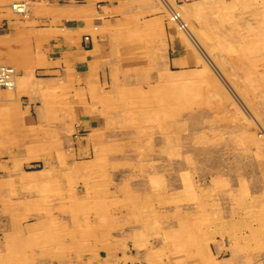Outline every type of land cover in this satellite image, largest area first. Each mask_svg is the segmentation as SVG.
<instances>
[{
  "label": "rangeland",
  "instance_id": "rangeland-1",
  "mask_svg": "<svg viewBox=\"0 0 264 264\" xmlns=\"http://www.w3.org/2000/svg\"><path fill=\"white\" fill-rule=\"evenodd\" d=\"M171 5L158 78L44 84L39 116L30 78L3 94L0 264H264V0Z\"/></svg>",
  "mask_w": 264,
  "mask_h": 264
},
{
  "label": "crops",
  "instance_id": "crops-1",
  "mask_svg": "<svg viewBox=\"0 0 264 264\" xmlns=\"http://www.w3.org/2000/svg\"><path fill=\"white\" fill-rule=\"evenodd\" d=\"M168 1L30 0L24 15L4 16L0 21V61L18 65L20 82L24 76L32 80V88L20 87L13 97L21 95L25 110L42 115L52 99L42 95L44 84L52 86L72 78L74 85L79 82L84 90L90 78H158L157 57L164 73L174 61L182 65L184 53L179 45L173 46L163 7L171 9L173 1L183 4L189 0ZM12 52H23L26 63L13 61ZM24 91L30 93L24 96ZM3 94L9 95L7 90Z\"/></svg>",
  "mask_w": 264,
  "mask_h": 264
},
{
  "label": "bare ground",
  "instance_id": "bare-ground-1",
  "mask_svg": "<svg viewBox=\"0 0 264 264\" xmlns=\"http://www.w3.org/2000/svg\"><path fill=\"white\" fill-rule=\"evenodd\" d=\"M34 1V0H33ZM66 0H64V2H65ZM163 1V0H162ZM168 1V0H167ZM39 2V1H38ZM62 2V1H61ZM72 2V1H71ZM164 2H165V0H164ZM169 2V1H168ZM31 3V2H30ZM166 3V2H165ZM182 3V2H181ZM195 3V2H194ZM1 4V3H0ZM4 4V3H3ZM7 4V3H6ZM167 4V3H166ZM5 5V4H4ZM168 6V5H167ZM10 7V6H9ZM11 7L13 8V9H15V12H17V13H24V12H26L27 10H28V2L26 1V0H22V1H18V2H13L12 4H11ZM44 7V6H43ZM40 8V7H39ZM42 8V7H41ZM41 8L39 9V10H41ZM66 8V7H65ZM50 9V8H49ZM173 9L174 8H172L171 7V9H170V12H171V14L173 15ZM38 10V11H39ZM5 11V10H4ZM42 11V10H41ZM3 12V11H2ZM44 12V11H43ZM46 12V11H45ZM37 13V12H36ZM42 14V13H41ZM50 14H51V12H50ZM24 15V14H23ZM68 15V14H67ZM30 16V15H29ZM6 19H7V17H6ZM6 21V20H5ZM29 21V20H28ZM66 22V21H65ZM43 24V23H42ZM59 24H61V23H59ZM64 24V23H63ZM50 25V24H49ZM59 26V25H58ZM146 26V25H145ZM42 27V26H41ZM13 29V28H12ZM42 29V28H41ZM59 29V28H58ZM5 30V29H4ZM134 30V29H133ZM141 30V29H140ZM155 31V30H154ZM49 32V31H48ZM141 32V31H140ZM151 32V31H150ZM59 33V32H58ZM150 36V35H149ZM151 36H153V35H151ZM11 37H13V36H11ZM31 37V36H30ZM154 38L156 37V36H153ZM150 38V44H153L152 42V40L154 39V38ZM162 37V36H161ZM86 38H87V36H86ZM145 38V37H144ZM144 38H142V39H144ZM141 39V38H140ZM152 39V40H151ZM164 39H166V38H164ZM3 40V39H2ZM5 40V39H4ZM127 40V39H126ZM160 40V39H159ZM156 41H157V37H156ZM166 41V40H165ZM168 41V40H167ZM163 42V41H162ZM5 43V42H4ZM158 43V42H157ZM149 44V43H148ZM147 44V46H149ZM156 44V43H155ZM2 46V45H1ZM133 46V45H132ZM135 46V45H134ZM150 46H152V45H150ZM158 46V45H157ZM170 46H172V45H170ZM169 46V47H170ZM144 47V46H143ZM142 47V48H143ZM25 48V47H24ZM32 48V47H31ZM30 48V49H31ZM139 48V47H138ZM155 48V47H154ZM153 48V49H154ZM29 49V48H28ZM141 49V48H140ZM151 49V48H150ZM171 49V48H170ZM132 50V49H131ZM135 50V49H134ZM172 50V49H171ZM127 51V50H126ZM133 51V50H132ZM167 51H168V49H167ZM50 52H52V51H50ZM57 52V51H56ZM144 52V51H143ZM142 52V53H143ZM28 54V53H27ZM124 54V53H123ZM36 55V54H35ZM53 55V54H52ZM69 55V54H68ZM142 57V56H141ZM165 58H168V57H165ZM27 59V58H26ZM144 59V58H143ZM155 59V58H154ZM73 60V59H72ZM127 60V59H126ZM31 61V60H30ZM121 61V60H120ZM178 61V60H177ZM124 62V61H123ZM134 62V61H133ZM139 62V61H138ZM142 62V64H143V61H141ZM8 63V62H7ZM125 64V63H124ZM129 64V63H128ZM0 65H2V63H0ZM4 65H10V64H4ZM88 65V64H87ZM126 65V64H125ZM130 65V64H129ZM133 65V64H132ZM169 65V64H168ZM10 66H12V65H10ZM131 66V65H130ZM136 66V65H135ZM13 67V66H12ZM150 67V66H149ZM169 67V66H168ZM130 68V67H129ZM38 69V68H37ZM16 71V70H15ZM34 71V70H33ZM126 71V70H125ZM128 71V70H127ZM68 72V71H67ZM161 74V73H160ZM88 76V75H87ZM17 77V75L15 74V78ZM32 79V78H31ZM107 79V78H106ZM140 79V78H139ZM100 81V80H99ZM15 83L16 82H13L12 83V85L8 88V89H12V88H14L15 87ZM102 83V82H101ZM119 84V83H118ZM136 84V83H135ZM48 85V84H47ZM51 85H53V84H51ZM100 85V84H99ZM40 86V85H39ZM45 86V85H44ZM55 86V85H54ZM107 86V85H106ZM109 86V85H108ZM47 87H52V86H47ZM32 88V87H31ZM34 88V87H33ZM41 88V87H40ZM44 88V87H43ZM54 89V88H53ZM101 89V88H100ZM5 90H7V89H4L3 91H5ZM14 90V89H13ZM44 90V89H43ZM2 91V92H3ZM27 91V90H26ZM25 91V92H26ZM56 91V90H55ZM54 91V92H55ZM70 92V91H69ZM76 92H78V91H76ZM14 93V92H13ZM99 93H101V90H100V92ZM46 94V93H45ZM63 93H61V95H62ZM76 94V93H75ZM79 94V93H78ZM43 95V94H42ZM65 95V94H64ZM77 95V94H76ZM40 96V95H39ZM44 96V95H43ZM79 96V95H78ZM88 96V95H87ZM2 97H3V93H1V95H0V100H2ZM29 97V96H28ZM36 98V97H35ZM49 98V97H48ZM74 98V97H73ZM87 98H89V97H87ZM76 99V98H75ZM74 99V100H75ZM11 100V99H10ZM57 100V99H56ZM69 100H71V99H69ZM49 101V100H48ZM51 101V100H50ZM72 101V100H71ZM70 101V102H71ZM11 102H13L12 100H11ZM14 103V102H13ZM27 104V103H26ZM41 104V103H40ZM64 107V106H63ZM74 107V106H73ZM47 108H49V107H47ZM56 108V107H55ZM68 108V107H67ZM83 108V107H82ZM81 108V109H82ZM50 109V108H49ZM48 109V110H49ZM74 109V108H73ZM81 109H79V110H81ZM63 110V109H62ZM5 111V110H4ZM3 111V112H4ZM67 111H68V109H67ZM78 112V111H77ZM24 114V113H23ZM65 114H67V113H65ZM72 114V113H71ZM78 115H79V113H77ZM55 115V114H54ZM36 116V115H35ZM85 118V117H84ZM31 120V119H30ZM82 120V119H81ZM37 121V120H36ZM75 122V121H74ZM72 124V123H71ZM66 125V124H65ZM77 127V126H76ZM98 127V126H97ZM51 129V128H50ZM79 129V128H78ZM93 129V128H92ZM30 130H32V129H30ZM42 130V129H41ZM46 131V130H45ZM83 133V132H82ZM39 134V133H38ZM87 134V133H86ZM37 136V135H36ZM25 138H26V136H25ZM74 138V137H73ZM89 138H91V137H89ZM88 138V139H89ZM7 139H10L9 137L7 138ZM11 139H12V137H11ZM73 140V139H72ZM44 141V140H43ZM12 143H14V142H12ZM46 143V142H45ZM48 143V142H47ZM86 145V144H85ZM84 146V145H83ZM87 146V145H86ZM90 146V145H89ZM86 148V147H85ZM75 154H76V150H75ZM81 154V153H80ZM80 154H78V155H80ZM91 154V153H90ZM89 156V155H88ZM91 157V156H90ZM49 158V157H48ZM47 158V159H48ZM80 159V158H79ZM59 164V163H58ZM48 170V169H47ZM67 172V171H66ZM67 176H68V174H66ZM57 183V182H56ZM58 189V188H57ZM61 190V189H60ZM58 191V190H57ZM128 198V197H127ZM131 199V198H130ZM129 199V200H130ZM132 200V199H131ZM137 204V203H136ZM122 205V204H121ZM124 205V204H123ZM130 205V204H129ZM141 205V204H140ZM92 206V205H91ZM131 206V205H130ZM151 207V206H150ZM152 208V207H151ZM136 209V208H135ZM140 209V208H139ZM137 210V209H136ZM149 210V209H148ZM158 211V210H157ZM160 211V210H159ZM128 212V211H127ZM125 213V212H124ZM251 213H252V211H251ZM127 214V213H126ZM78 215V214H77ZM113 215V214H112ZM146 217V216H145ZM167 216L165 215V218H166ZM152 218V217H151ZM154 218V217H153ZM152 218V219H153ZM168 218V217H167ZM144 219V218H143ZM143 219H142V221H143ZM156 219V218H155ZM187 219H189V217L187 218ZM205 219V218H204ZM247 219V218H246ZM203 220V219H202ZM83 221V220H82ZM152 221V220H151ZM92 224V223H91ZM221 224V223H220ZM220 224H219V226H220ZM225 223H222V225L221 226H223ZM96 225V224H95ZM98 225V224H97ZM119 226H120V224H119ZM148 226H150L149 224H148ZM226 226V225H225ZM224 226V228H226ZM228 227H229V225H227ZM87 227H88V225H87ZM178 227V226H177ZM214 227H215V225H214ZM216 228H217V226H216ZM152 229H154V228H152ZM229 229H232L231 227L229 228ZM145 230V229H144ZM150 230V229H149ZM207 230V229H206ZM213 230H215V229H213ZM76 231V230H75ZM162 231V230H161ZM207 231H209V230H207ZM215 231H217V230H215ZM219 231V230H218ZM65 232V231H64ZM77 232V231H76ZM75 232V233H76ZM169 232V231H168ZM181 232V231H180ZM183 232V231H182ZM159 233H160V231H159ZM196 233V232H195ZM232 233H233V231H232ZM147 234V233H146ZM157 234V233H156ZM163 234V233H162ZM181 234H183V233H181ZM77 235V234H76ZM185 234H183L182 236H184ZM231 235V234H230ZM78 236V235H77ZM87 236V235H86ZM79 237V236H78ZM163 238V237H162ZM90 239V238H89ZM183 239L185 240V238L183 237ZM191 239H193V237H191ZM128 240V239H127ZM143 240H144V238H143ZM164 240V239H163ZM247 240V239H246ZM191 241V240H190ZM193 247V246H192ZM67 249L69 248L68 246L66 247ZM127 248V247H126ZM175 248V247H174ZM195 248V247H194ZM64 249V248H63ZM66 249V250H67ZM163 251V250H162ZM160 253V252H159ZM185 253H187V252H185ZM91 254V253H90ZM165 254V253H164ZM156 255H154V257H155ZM105 257V256H104ZM84 258V257H83ZM90 258H93V257H90ZM99 258V257H98ZM131 258V257H130ZM168 258V257H167ZM97 259V258H96ZM95 259V260H96ZM154 259V258H153ZM94 260V259H93ZM92 261V260H91ZM167 261V260H166ZM106 262V260L104 259H102V263H105ZM177 263V262H176ZM231 263V262H230ZM84 264V263H83ZM89 264H91V263H89ZM178 264V263H177Z\"/></svg>",
  "mask_w": 264,
  "mask_h": 264
},
{
  "label": "built area",
  "instance_id": "built-area-1",
  "mask_svg": "<svg viewBox=\"0 0 264 264\" xmlns=\"http://www.w3.org/2000/svg\"><path fill=\"white\" fill-rule=\"evenodd\" d=\"M15 68L10 65H0V95L15 82Z\"/></svg>",
  "mask_w": 264,
  "mask_h": 264
}]
</instances>
